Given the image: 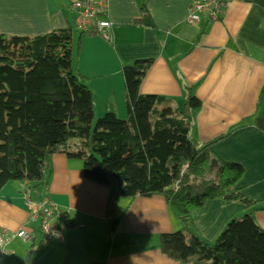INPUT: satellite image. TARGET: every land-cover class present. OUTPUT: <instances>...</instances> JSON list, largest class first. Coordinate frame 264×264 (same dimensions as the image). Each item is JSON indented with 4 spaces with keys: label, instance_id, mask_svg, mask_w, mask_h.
I'll use <instances>...</instances> for the list:
<instances>
[{
    "label": "crops",
    "instance_id": "obj_1",
    "mask_svg": "<svg viewBox=\"0 0 264 264\" xmlns=\"http://www.w3.org/2000/svg\"><path fill=\"white\" fill-rule=\"evenodd\" d=\"M75 1L0 0V34L33 38L66 30L75 26ZM195 1L146 0L149 27L137 23L140 0H109L106 19L113 42L83 36L74 69L93 93L96 118L114 113L127 120L122 70L137 61H154L141 94L168 99L170 110L184 108L185 87H191L202 103L191 115L192 138L210 143L229 135L214 147L215 159L243 167L238 187L263 210L264 0H235L220 22L204 26L186 22ZM50 166L41 188L30 181L10 183L0 193V230H25L33 236L30 242L12 240L5 264H26L28 253L30 264H180L160 250V236L182 230L163 197L121 199L113 213L119 224L112 233L114 186L87 180L82 164L65 155H54ZM40 190V197L33 198ZM44 197L64 214L62 248L45 244L39 221L31 223L29 203ZM248 213L242 204L209 201L194 215V228L214 243L228 223ZM253 216L264 230V210Z\"/></svg>",
    "mask_w": 264,
    "mask_h": 264
},
{
    "label": "trees",
    "instance_id": "obj_2",
    "mask_svg": "<svg viewBox=\"0 0 264 264\" xmlns=\"http://www.w3.org/2000/svg\"><path fill=\"white\" fill-rule=\"evenodd\" d=\"M140 6L137 23L149 19L146 0ZM74 30L33 38L0 34V193L10 183L46 185L51 158L65 155L82 163L87 180L114 186L112 233L121 199L160 196L182 225L160 236L167 258L180 264H264V230L253 216L264 209L238 187L243 167L215 159L214 147L229 135L210 143L192 138L191 115L202 107L193 89L185 87L182 110H170L168 99L141 94L154 61H137L122 70L127 120L114 113L96 118L93 93L74 69L85 34L75 43ZM214 200L242 204L249 213L209 243L193 217Z\"/></svg>",
    "mask_w": 264,
    "mask_h": 264
},
{
    "label": "built area",
    "instance_id": "obj_3",
    "mask_svg": "<svg viewBox=\"0 0 264 264\" xmlns=\"http://www.w3.org/2000/svg\"><path fill=\"white\" fill-rule=\"evenodd\" d=\"M235 0H196L189 8L186 22L189 25L204 26L220 22L227 13L230 3ZM109 0H76L72 9L76 14L75 27L87 36H98L112 43L111 22L107 21ZM31 223L39 221L40 230L45 244L57 243L59 248L64 245L63 229L60 227L64 214L48 198L39 202L29 203ZM32 234L23 230L9 233L0 230V264H4L8 254V244L14 239L25 242L32 241Z\"/></svg>",
    "mask_w": 264,
    "mask_h": 264
},
{
    "label": "rangeland",
    "instance_id": "obj_4",
    "mask_svg": "<svg viewBox=\"0 0 264 264\" xmlns=\"http://www.w3.org/2000/svg\"><path fill=\"white\" fill-rule=\"evenodd\" d=\"M77 36H78V31H77V30H74V38H75V40H76ZM78 162H79L80 164H82L80 161H78ZM16 184L19 185L18 183H16ZM34 185H35V184L33 183V186H34ZM41 187H42V186H41ZM41 187H40V188H41ZM31 188H32V187H31ZM39 192L41 193L42 190L37 191V193H33V194H32V197H33V198L35 197L36 199H38V198L40 197V193H39ZM44 198H45V197H44ZM44 198H43V199H44ZM11 242H12V241H11ZM11 242H10V243H11ZM10 243L8 244V247H9ZM15 244H17V242L13 243V246H14ZM8 247H7V248H8ZM26 257H27V256H26ZM25 260H26V258H25ZM4 264H5V260H4Z\"/></svg>",
    "mask_w": 264,
    "mask_h": 264
},
{
    "label": "water",
    "instance_id": "obj_5",
    "mask_svg": "<svg viewBox=\"0 0 264 264\" xmlns=\"http://www.w3.org/2000/svg\"><path fill=\"white\" fill-rule=\"evenodd\" d=\"M144 22L146 23V25H148L149 27H153V24L151 23V21L148 19V18H145L144 19ZM213 163H214V161H213ZM31 254L30 253H28L27 254V257H26V260H25V263L26 264H30V262H31Z\"/></svg>",
    "mask_w": 264,
    "mask_h": 264
}]
</instances>
